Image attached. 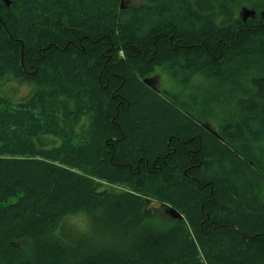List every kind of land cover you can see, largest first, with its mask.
I'll list each match as a JSON object with an SVG mask.
<instances>
[{
    "label": "trees",
    "instance_id": "16d2710c",
    "mask_svg": "<svg viewBox=\"0 0 264 264\" xmlns=\"http://www.w3.org/2000/svg\"><path fill=\"white\" fill-rule=\"evenodd\" d=\"M8 1L0 264H264V0Z\"/></svg>",
    "mask_w": 264,
    "mask_h": 264
},
{
    "label": "rangeland",
    "instance_id": "374dc122",
    "mask_svg": "<svg viewBox=\"0 0 264 264\" xmlns=\"http://www.w3.org/2000/svg\"><path fill=\"white\" fill-rule=\"evenodd\" d=\"M141 5V0H124L123 1V7L124 9H127L129 7H134V6H138ZM248 9L249 7L247 5L240 4L238 6H236L235 13L237 14L238 12L240 13L242 9ZM260 14V13H259ZM150 78H152L154 80L153 82V86L154 88L158 89V91L160 92H167V93H171L172 95H176L183 97L185 92L184 89L175 87L176 85H174L172 83V81L170 80L169 76L166 75V72L163 68H157L153 71V73L148 76ZM147 78V77H146ZM196 82L194 83V85H204L205 82L202 81V79L200 80L199 78H197L195 80ZM200 83V84H199ZM107 189L111 190V191H116L118 190L117 187H113V186H109L107 187ZM153 208H159V204L156 202H151ZM165 218V220L170 219V217H163ZM171 220V219H170Z\"/></svg>",
    "mask_w": 264,
    "mask_h": 264
},
{
    "label": "bare ground",
    "instance_id": "6f19581e",
    "mask_svg": "<svg viewBox=\"0 0 264 264\" xmlns=\"http://www.w3.org/2000/svg\"><path fill=\"white\" fill-rule=\"evenodd\" d=\"M121 1V0H120ZM119 1V2H120ZM119 7H120V3H119ZM250 11H253L254 12V17L256 16V12H255V10L252 8V7H249L248 8ZM240 13L238 12L237 13V16H238V18H240L241 19V17H240V15H239ZM263 13H260L259 15L261 16V17H264L263 15H262ZM254 17H252V19L254 18ZM249 19H251V18H249ZM242 20V19H241ZM243 21V20H242ZM147 78H149L150 79V77H147ZM144 79H146V78H144ZM143 79V80H144ZM152 79V78H151ZM153 80V79H152ZM153 82H154V80L152 81V85H153ZM147 88H148V86H147ZM151 89V88H150ZM156 89V88H155ZM152 90V89H151ZM157 90V92L156 91H154V92H156V93H159L160 91H158V89H156ZM205 127V126H204ZM207 129H208V131L211 133V135H214V136H216L217 137V135H216V127L214 126V124L211 122V121H208V127H207ZM146 200H149V199H146ZM147 206H148V201H147ZM152 206V204H151V202H150V204H149V208L150 209H152L153 211H155V212H157L158 213V215L161 217V218H163V217H170V219L171 220H178V219H174V218H172L170 215H169V213L167 212L168 210H169V208L170 209H172V210H174L177 214H179L180 216H181V220H178V221H181V222H185V218L181 215V213L179 212V211H177L176 209H174V208H172V207H167L168 209L167 210H165V213L163 214L162 212H161V210H160V208H153V207H151ZM148 208V207H147ZM163 219H165V218H163Z\"/></svg>",
    "mask_w": 264,
    "mask_h": 264
},
{
    "label": "water",
    "instance_id": "95a60500",
    "mask_svg": "<svg viewBox=\"0 0 264 264\" xmlns=\"http://www.w3.org/2000/svg\"><path fill=\"white\" fill-rule=\"evenodd\" d=\"M6 6L10 5V2L8 0H1ZM123 1L124 0H121L120 1V9L123 10L124 7H123ZM240 17L241 19L244 21H246L247 19L249 18H252L254 17V12L253 11H250L249 9H242L241 12H240ZM152 79L150 78H146L143 80V83L148 86V88H151L152 90L156 91L157 90L154 88V86L152 85ZM168 209V208H167ZM169 213V215L174 218V219H178V220H181V216L179 214H177L174 210L170 209L167 211Z\"/></svg>",
    "mask_w": 264,
    "mask_h": 264
},
{
    "label": "flooded vegetation",
    "instance_id": "af4514ba",
    "mask_svg": "<svg viewBox=\"0 0 264 264\" xmlns=\"http://www.w3.org/2000/svg\"><path fill=\"white\" fill-rule=\"evenodd\" d=\"M159 208H160V210H161V212L164 214L165 213V210H167V208L166 207H164V206H161V205H159ZM166 208V209H165Z\"/></svg>",
    "mask_w": 264,
    "mask_h": 264
}]
</instances>
